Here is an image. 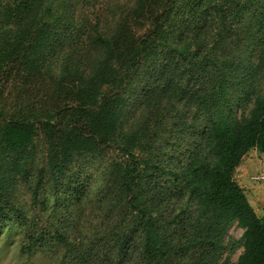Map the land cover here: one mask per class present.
<instances>
[{
  "label": "trees",
  "instance_id": "obj_1",
  "mask_svg": "<svg viewBox=\"0 0 264 264\" xmlns=\"http://www.w3.org/2000/svg\"><path fill=\"white\" fill-rule=\"evenodd\" d=\"M264 154V0H0V222L53 264H264L235 179ZM103 163L84 215L82 168ZM94 221H93V220ZM243 232L229 235L233 225ZM228 253L226 257L224 255Z\"/></svg>",
  "mask_w": 264,
  "mask_h": 264
},
{
  "label": "rangeland",
  "instance_id": "obj_2",
  "mask_svg": "<svg viewBox=\"0 0 264 264\" xmlns=\"http://www.w3.org/2000/svg\"><path fill=\"white\" fill-rule=\"evenodd\" d=\"M246 157L254 160L264 161V155L259 151L251 150ZM264 164V163H263ZM103 163H92L82 168L81 172L83 173L84 179L81 180V184L86 187V195H82V205L83 206H69L65 208L67 195L64 189L61 188L59 193V199L56 205V219H60L62 215L66 213V210L69 213H80L84 215L81 220L80 230L84 236L88 235L91 231V219L88 215V207L91 205L93 198H95V193L101 183V172H102ZM93 220V219H92ZM94 221V220H93ZM24 226L17 225L16 223L10 222H0V264H53L51 258L52 252H48L45 249H34L32 252H23L22 247L25 244L24 237ZM243 230L237 226L233 225L229 230V235L235 239L239 240L242 236ZM242 249H237L232 254L228 255L226 253L224 257L229 256L231 264L237 262L239 255L241 254Z\"/></svg>",
  "mask_w": 264,
  "mask_h": 264
},
{
  "label": "crops",
  "instance_id": "obj_3",
  "mask_svg": "<svg viewBox=\"0 0 264 264\" xmlns=\"http://www.w3.org/2000/svg\"><path fill=\"white\" fill-rule=\"evenodd\" d=\"M257 151V150H256ZM262 154V153H261ZM264 155V154H263ZM264 161L244 157L235 172V179L245 190L256 212L264 217Z\"/></svg>",
  "mask_w": 264,
  "mask_h": 264
}]
</instances>
